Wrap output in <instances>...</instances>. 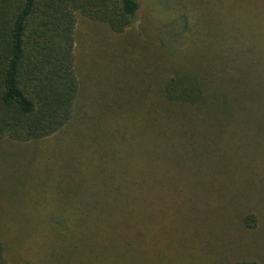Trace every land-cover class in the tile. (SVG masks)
Returning a JSON list of instances; mask_svg holds the SVG:
<instances>
[{"label": "trees", "instance_id": "obj_1", "mask_svg": "<svg viewBox=\"0 0 264 264\" xmlns=\"http://www.w3.org/2000/svg\"><path fill=\"white\" fill-rule=\"evenodd\" d=\"M147 7L143 21L139 0H0V144L18 148L0 169L6 181L0 200L12 206V214L4 203L0 209V264H24L29 248L22 232L41 225L49 236L41 235L46 240L37 264H68V258L69 264H105L114 252L109 243L125 244L120 230L151 226L153 214L168 218L170 229L168 221L161 227L171 245L174 234L188 233L189 223L178 224L174 214L190 199L174 201L179 185L171 182L147 185L157 182L159 166H183L202 155L231 165L227 155L221 158L225 147L256 136L251 161H264V0H149ZM79 16L123 38L116 45L128 53L116 69L101 63L80 76ZM139 24L148 37L162 34L160 42L138 46ZM141 130L145 147L134 139ZM154 143L163 152L152 153ZM22 147L29 156L18 174ZM128 161L156 171L143 185L139 171L123 181ZM33 162L35 170L28 168ZM34 171L43 189L30 192L26 183L33 185ZM244 174L242 168L232 178L233 200L257 180ZM123 184L128 190L119 188ZM23 193L29 210L18 212ZM220 198L226 197H210V203ZM247 207L194 221L193 233L212 259L209 246L220 242L227 255L241 250L225 264H264L248 255L260 234L257 212L252 216ZM142 264L177 263L157 257Z\"/></svg>", "mask_w": 264, "mask_h": 264}, {"label": "rangeland", "instance_id": "obj_2", "mask_svg": "<svg viewBox=\"0 0 264 264\" xmlns=\"http://www.w3.org/2000/svg\"><path fill=\"white\" fill-rule=\"evenodd\" d=\"M139 1L143 6V10L140 13V20L144 18L143 21H145L149 0ZM162 1L163 0H161V2ZM78 27L79 33L78 41L76 42V58L77 69L80 76L81 74L82 76L84 75L83 70L85 71L86 66H93L95 69H97L98 66L100 67L101 63L106 64L105 66L116 69L117 64H115V62L117 63V61L121 62L123 60V51L128 53L126 49H122L116 45L119 40L123 42V38H116L114 33L106 31L102 25L94 24L81 16L78 17ZM144 29L145 28L143 25L139 24L137 26V30H139L137 32L139 33V36L136 39V43L138 46H142L143 42L145 41H154L155 43L160 42L159 40H161L162 34L148 37L146 35L148 32H146ZM132 40L135 41L134 38ZM109 59L114 60V63L107 64ZM81 68L82 73L79 70ZM146 134L147 133H142V130L138 133H135V143L145 147L144 138ZM261 134L264 136V131L261 132ZM256 137L257 138L254 139L244 137L243 140L237 141L235 146L225 147L226 152L222 154L221 158L227 155L231 165L225 164V160H217L212 163L209 161L211 156L202 155L194 157L183 166L176 163V161H171L173 163L170 165L162 164L159 166L160 170L158 173L157 182H151L147 185H153L152 187H156L157 185L160 186L169 182L174 183V185H179L175 186L177 187L175 189V193H171L173 200L175 201L177 196L180 195L182 197L179 199V201L186 202L189 198L190 202L188 205H185V203L181 202L179 204L180 210H178V213L175 212L174 217L178 219V224L184 225L185 222L189 223L188 233L187 229L184 228L179 233L174 234V239L170 245L168 243V235H165L167 231L163 230L161 227L163 226V222L168 221L166 220L168 218L162 215L153 214L150 216L151 226L146 223L145 225L140 224L139 226H136V228L133 227L120 230V232L125 235V238L122 239L125 244H122L117 240H113V242L109 243L110 246H108V252H111L112 250L114 252L107 256L105 264H142L146 258H150L152 261H154L157 257L167 258L172 262H176L177 264H225L226 262L232 260V257L236 252L238 253L241 250L238 249L234 251L235 253L227 255V250L221 246L220 242L213 243L212 246H209V248L217 257L212 259L209 250H205L202 244L203 240L199 241V239L195 236V233H193L195 231L194 221L199 219L200 215H207L209 212L215 210H218L216 213L220 215L219 213L221 210L224 211L227 210V208L230 210L232 208L236 209L243 205H248L246 208V213H251L253 216L254 212H257L256 215L258 221V230L256 231L260 234L259 241L257 242L258 244L250 242L249 239V242L253 245L251 247L254 249L248 255L250 258L264 260V248H262V246H264V161H257L254 163L251 161V156L254 151L253 146L257 143L255 141L260 139V136ZM238 138L239 136L237 139ZM2 145L3 144H0V169L2 168V163L5 160H8L7 153L12 152L13 159L18 149L13 145L8 147ZM157 149L158 150H156L154 143L151 148L152 153L156 155L159 150L162 151L161 148ZM26 150H28L26 147H22L20 149L21 153L25 156V159H18L20 162L16 166V168H18V174L22 171V168L25 167L24 163L27 162L26 159L28 158L29 154L26 152ZM166 150V159H169L170 151L168 148H166ZM35 166L36 162H33L28 168L35 170ZM142 167L143 164L133 165L132 162L128 161L127 164L122 166V170L125 171V173L123 172L124 174L122 176L123 181L126 179V177L130 176L132 172V174L137 175L136 173L139 171L140 184H145L144 180L147 173H153L156 170L153 168L150 169L149 167L148 169ZM242 168H245V174L243 177L245 180L249 177H255L257 180H253L252 185L247 184L245 188V195L243 197L239 196L237 200H233L230 198V196L232 194V190L237 189V186H233L232 178L235 173H239V170ZM30 175H34V178L32 182L33 185L26 183L28 191H41L43 189L42 186H38L37 184L41 173H39V171H34V173ZM0 184L6 185V181L1 177V175ZM237 184L238 182L235 181L234 185ZM128 186L123 184L119 188L124 187L128 190ZM241 190L243 189L240 188L239 191ZM11 194L14 196L16 193L12 190ZM218 196H224L226 198L218 199L219 203L216 202L217 204L210 203V197L213 200V198ZM25 197L26 195L23 193L21 196L22 203H20L18 206V212L29 210V205H24L23 203V199L27 200ZM44 198L46 200L49 199L47 193L45 194ZM8 201L9 200L2 199L1 202L0 200V209L3 208L4 203V205H6V209H8L12 214V206L9 207L7 205ZM43 203H45L44 200ZM166 227L168 230L170 229L169 221L166 223ZM242 228L246 229L247 227H243L242 225ZM2 229L6 232L9 230V227L6 228L4 224ZM10 231L11 237L14 236L15 231L12 227H10ZM138 231L141 232V235L137 234ZM245 232L249 234L248 238H252L253 235H251L249 231L245 230ZM22 234V236H24L23 239L26 242H24L25 247H28L29 249L22 255L23 257H21V259L25 262L24 264H27L28 260H30L32 264H37L41 256L40 251H44V241L46 240V235L43 237H41V235L47 234L49 236V233L46 228L41 225L35 230L32 229L29 234H26L25 232H22ZM179 238L182 241L180 246ZM70 262L72 261L68 258L66 263L69 264Z\"/></svg>", "mask_w": 264, "mask_h": 264}]
</instances>
